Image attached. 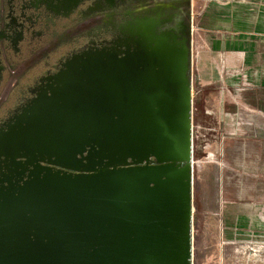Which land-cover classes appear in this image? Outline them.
Returning <instances> with one entry per match:
<instances>
[{
	"label": "water",
	"instance_id": "water-1",
	"mask_svg": "<svg viewBox=\"0 0 264 264\" xmlns=\"http://www.w3.org/2000/svg\"><path fill=\"white\" fill-rule=\"evenodd\" d=\"M190 34L73 54L0 133V264H192Z\"/></svg>",
	"mask_w": 264,
	"mask_h": 264
},
{
	"label": "crops",
	"instance_id": "crops-1",
	"mask_svg": "<svg viewBox=\"0 0 264 264\" xmlns=\"http://www.w3.org/2000/svg\"><path fill=\"white\" fill-rule=\"evenodd\" d=\"M204 6L201 24L218 35L191 68L192 126L196 112L208 113L226 136L224 158L233 170L223 177L221 208L237 251L249 242L243 234L264 218V0H208ZM250 263L251 255L240 256L239 264Z\"/></svg>",
	"mask_w": 264,
	"mask_h": 264
},
{
	"label": "flooded vegetation",
	"instance_id": "flooded-vegetation-1",
	"mask_svg": "<svg viewBox=\"0 0 264 264\" xmlns=\"http://www.w3.org/2000/svg\"><path fill=\"white\" fill-rule=\"evenodd\" d=\"M191 1L0 0V133L36 101L51 102L48 78L67 58L123 34L188 26Z\"/></svg>",
	"mask_w": 264,
	"mask_h": 264
},
{
	"label": "rangeland",
	"instance_id": "rangeland-1",
	"mask_svg": "<svg viewBox=\"0 0 264 264\" xmlns=\"http://www.w3.org/2000/svg\"><path fill=\"white\" fill-rule=\"evenodd\" d=\"M207 2L192 0L189 7L191 68L195 69L202 60L201 55L213 42V37L218 35L217 32H209L201 24L202 9ZM215 108L217 111L223 109V104L219 106L215 103ZM193 121L192 264H239L241 255H251L252 264H264L263 217H259L243 234V239L249 242L238 244L237 251L234 244L228 241L229 237L233 238V232L226 228V210L221 208L226 206V200L223 201L222 196L223 176L220 165L222 160L227 161L224 158L226 136L218 134L219 129L223 130L218 127L215 116L196 112ZM219 122V126L223 127V120ZM210 126L216 129L212 130ZM229 221L232 222V219ZM257 240L263 243H257Z\"/></svg>",
	"mask_w": 264,
	"mask_h": 264
},
{
	"label": "built area",
	"instance_id": "built-area-1",
	"mask_svg": "<svg viewBox=\"0 0 264 264\" xmlns=\"http://www.w3.org/2000/svg\"><path fill=\"white\" fill-rule=\"evenodd\" d=\"M192 162H193V159H192ZM220 165H221V173H222V176L224 177L225 174H228L230 171L233 170V167L231 165L230 162L228 161H221L220 162Z\"/></svg>",
	"mask_w": 264,
	"mask_h": 264
}]
</instances>
